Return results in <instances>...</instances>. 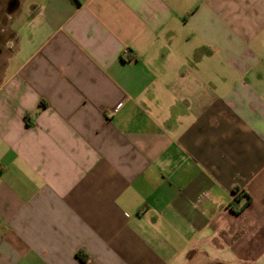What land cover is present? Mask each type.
I'll list each match as a JSON object with an SVG mask.
<instances>
[{"label": "crops", "instance_id": "obj_1", "mask_svg": "<svg viewBox=\"0 0 264 264\" xmlns=\"http://www.w3.org/2000/svg\"><path fill=\"white\" fill-rule=\"evenodd\" d=\"M8 3L0 264H264V0Z\"/></svg>", "mask_w": 264, "mask_h": 264}, {"label": "rangeland", "instance_id": "obj_2", "mask_svg": "<svg viewBox=\"0 0 264 264\" xmlns=\"http://www.w3.org/2000/svg\"><path fill=\"white\" fill-rule=\"evenodd\" d=\"M7 3L8 0H0V52L4 51L8 42H12L13 40V34L10 30L11 19L10 15L7 13ZM24 4V9L27 10L28 2L25 1Z\"/></svg>", "mask_w": 264, "mask_h": 264}, {"label": "trees", "instance_id": "obj_3", "mask_svg": "<svg viewBox=\"0 0 264 264\" xmlns=\"http://www.w3.org/2000/svg\"><path fill=\"white\" fill-rule=\"evenodd\" d=\"M238 192L237 191H235V194H237ZM242 198H245L246 199V203L241 207V209H243V208H245L248 204H250V202H251V198L248 196V195H245V194H242V195H240V197H237V198H235V201L236 202H240L241 201V199ZM237 211H239V210H237ZM78 256L79 257H82V255L81 254H78Z\"/></svg>", "mask_w": 264, "mask_h": 264}, {"label": "flooded vegetation", "instance_id": "obj_4", "mask_svg": "<svg viewBox=\"0 0 264 264\" xmlns=\"http://www.w3.org/2000/svg\"><path fill=\"white\" fill-rule=\"evenodd\" d=\"M7 6H8L7 7L8 11H11V8L9 7V6H11V3H8Z\"/></svg>", "mask_w": 264, "mask_h": 264}]
</instances>
